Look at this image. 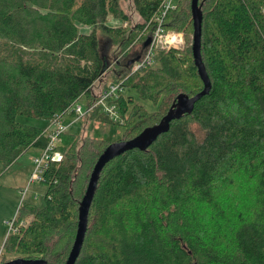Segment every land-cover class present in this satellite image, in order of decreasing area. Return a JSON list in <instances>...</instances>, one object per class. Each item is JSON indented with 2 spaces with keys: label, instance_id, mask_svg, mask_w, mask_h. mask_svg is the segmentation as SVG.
Instances as JSON below:
<instances>
[{
  "label": "trees",
  "instance_id": "trees-1",
  "mask_svg": "<svg viewBox=\"0 0 264 264\" xmlns=\"http://www.w3.org/2000/svg\"><path fill=\"white\" fill-rule=\"evenodd\" d=\"M127 1L141 17L135 24ZM163 2L0 0V174L30 148L49 144V129L21 122V115L54 123L87 96L86 112L72 115L114 122L92 105L96 84L118 82L159 104L157 112L136 105L128 113L133 96L119 93L114 102L125 129L118 141L130 140L160 122L179 94L204 89L192 52V0H179L162 18L186 44L159 47L158 66L131 68ZM199 3L210 92L148 149L127 150L105 165L75 264H264V0ZM102 35L120 48L114 67ZM111 69L115 81L104 83ZM111 142L60 134L61 158L50 160L41 179L44 205L19 208L0 264L66 263L80 203Z\"/></svg>",
  "mask_w": 264,
  "mask_h": 264
},
{
  "label": "rangeland",
  "instance_id": "rangeland-1",
  "mask_svg": "<svg viewBox=\"0 0 264 264\" xmlns=\"http://www.w3.org/2000/svg\"><path fill=\"white\" fill-rule=\"evenodd\" d=\"M179 0H173L176 5ZM123 6L127 13L130 14L131 22L133 24L141 20L140 15L135 9L131 8L129 1L123 2ZM114 24H121L123 21L119 19H111ZM170 31L171 39L175 46H183L186 44V36L181 31ZM102 46L104 53L109 59V64L112 65L115 56L119 54V46L113 43L108 37L101 36ZM192 43V42H190ZM136 48H140V45ZM158 66V63H155ZM114 67V62L113 66ZM115 81L112 73V69L107 72L104 83ZM102 85V84H101ZM98 87L94 88V92H98ZM125 95H132L133 101L129 103L128 113L136 106L139 105L149 112H157L159 110V104H156L153 100L143 99L140 97L138 91L133 88H125ZM87 96L80 97L78 104L83 107V113L86 112ZM119 115L120 111L118 109ZM66 115V116H65ZM60 123L67 127V130L84 135H91L98 138H104L109 141L115 142L124 137V119L113 117L114 122L103 121L100 119H89L87 117H75L71 113L65 114ZM82 115V114H81ZM18 120L24 123L37 125L41 127L51 126L57 127V122H50L44 119H37L28 116H19ZM44 151L36 147L30 148L25 154L21 155L10 167H8L3 173L0 174V249L2 251L4 243L9 235L13 231L12 221L16 218L19 208L25 203H31L32 205L40 208L44 205L45 194L47 186L41 180L31 181V176L35 171L34 159L42 157ZM0 251V254H1ZM1 257V256H0ZM16 259V258H14Z\"/></svg>",
  "mask_w": 264,
  "mask_h": 264
},
{
  "label": "water",
  "instance_id": "water-1",
  "mask_svg": "<svg viewBox=\"0 0 264 264\" xmlns=\"http://www.w3.org/2000/svg\"><path fill=\"white\" fill-rule=\"evenodd\" d=\"M191 8L194 25L192 52L195 64L204 82V89L192 97L185 93L179 94L160 122L152 126L146 127L140 134L130 140L111 142L101 153L91 174L87 191L83 197V200L80 203L78 231L73 248L65 264H75L78 256L80 255L88 226L89 210L97 189L101 172L105 165L109 161L113 160L115 157L121 155L127 150L133 148H139L141 150L148 149V147L158 138L160 134L169 131L172 120L179 119L185 114H191L196 101L200 99L203 95L210 92L211 80L207 73V69L201 54L203 22L202 4L199 3V0H192ZM149 43L150 39L148 38L146 41V45H148ZM2 264H48V262L41 258H16L4 262Z\"/></svg>",
  "mask_w": 264,
  "mask_h": 264
},
{
  "label": "built area",
  "instance_id": "built-area-1",
  "mask_svg": "<svg viewBox=\"0 0 264 264\" xmlns=\"http://www.w3.org/2000/svg\"><path fill=\"white\" fill-rule=\"evenodd\" d=\"M173 0H164L162 4V11L159 15L156 16L155 26L151 31L149 36L150 43L146 45V49L139 57L132 60L131 68L133 71H137L141 68L154 67L156 60V50L159 47L170 48L173 45L171 39L170 31H168L163 25V16L170 9L175 8ZM125 26L127 23L124 24ZM123 91L121 84L118 82L109 83L106 86H103L96 95V99L93 102L92 107L99 108L102 112L107 113L111 118L116 117L122 119L119 115L117 103L114 102L119 97V93ZM86 110H87V104ZM83 107L81 104H78V100L74 103L72 109L68 113L75 111L77 114H84ZM63 117V116H62ZM60 117V119L62 118ZM60 119L56 121L58 123L57 127L52 128L48 126L47 129L50 131V141L47 147L43 148L44 151L42 157H37L34 159L35 171L31 176V181L41 180L43 172L48 166L50 160L60 159L61 154L56 149V146L60 139V134L67 130V127L60 123ZM13 225V224H12Z\"/></svg>",
  "mask_w": 264,
  "mask_h": 264
},
{
  "label": "crops",
  "instance_id": "crops-1",
  "mask_svg": "<svg viewBox=\"0 0 264 264\" xmlns=\"http://www.w3.org/2000/svg\"><path fill=\"white\" fill-rule=\"evenodd\" d=\"M96 85H97V87L99 88V89H98V92H99V90L103 87V85H101V84H96ZM98 92H97V93H98ZM97 93H95V94H97ZM65 116H66V115H65Z\"/></svg>",
  "mask_w": 264,
  "mask_h": 264
}]
</instances>
